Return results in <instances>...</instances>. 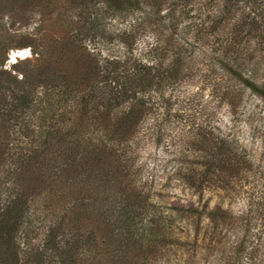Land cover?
Returning <instances> with one entry per match:
<instances>
[{
  "label": "rangeland",
  "instance_id": "374dc122",
  "mask_svg": "<svg viewBox=\"0 0 264 264\" xmlns=\"http://www.w3.org/2000/svg\"><path fill=\"white\" fill-rule=\"evenodd\" d=\"M166 1L160 14L154 13L153 6L146 5L141 12L115 14L107 5L94 3L80 15L76 10H62L63 2L69 4L63 0L58 9H48L44 16L34 9L22 12L1 7L0 69L20 79L25 73L34 76L48 66V72L44 73L63 80V73L52 70L57 67L52 59L64 41L69 36L75 38L77 32L89 37L83 45L95 51V57L102 62L107 58L128 60L131 71L136 62L154 64L152 73L156 74L158 84L149 90L146 99L151 109L124 146L131 165L124 181L141 190L149 201L148 212L137 219L135 236L144 243L151 239L153 245L146 249L145 260L129 258L128 264H225L228 253L223 249L235 232L222 213L238 214L245 209L254 188L251 179L246 181L248 167L258 170V177L264 171V99L223 70V59L217 57L227 40H222L211 23L222 8V1H194L190 13L179 20L173 32L168 18L162 16L168 13L170 0ZM238 9L230 23L239 18L242 8ZM91 12V18H87L86 13ZM136 23L141 25L134 34L133 49L128 51L123 33ZM221 24L217 27L224 26ZM257 32L264 37V21ZM257 42L252 39L247 48H256L257 57L264 59V45ZM24 43L30 46L21 47ZM4 45L8 46L7 50ZM153 46L156 48L152 49ZM13 50L27 52L24 57L13 59ZM173 74L177 77H171ZM163 76L166 79L162 80ZM5 78L8 83V76ZM258 80L264 81V70L260 71ZM51 83L56 86L53 97L56 103L62 84L56 80ZM127 106L128 103L121 105L118 111ZM51 108L43 112L39 107L30 112L33 118L29 115L21 121L16 130L23 135L14 141L15 148L18 146V150L26 152L36 145L42 146L44 127L52 123ZM217 136L226 137L239 155L233 162L234 176H230L227 167H217ZM12 170L10 162L0 167V180L4 184L12 181L8 180ZM52 203L47 208L44 196H40L32 204L29 221H25L17 236L22 262L29 259L25 252L28 245L44 242L48 225L60 221L64 209L80 211L78 205L75 207L76 199L64 205L59 200ZM91 229L95 226L88 222L78 234L86 239ZM86 247H89L86 242L84 245L80 242L78 250L84 252ZM138 249L139 244L130 250L134 253ZM117 259L115 262H119ZM100 260L101 257L95 258L94 263ZM68 263L70 258L65 264ZM76 264H91L88 254L79 253Z\"/></svg>",
  "mask_w": 264,
  "mask_h": 264
},
{
  "label": "trees",
  "instance_id": "16d2710c",
  "mask_svg": "<svg viewBox=\"0 0 264 264\" xmlns=\"http://www.w3.org/2000/svg\"><path fill=\"white\" fill-rule=\"evenodd\" d=\"M63 1L69 4L63 2L62 10H76L80 15L86 11L84 8L94 3L107 5L108 10L115 14L141 12L145 5L153 6L154 13L160 14L167 2ZM194 1L170 0L168 13L162 16L168 18L172 32L178 28L179 20L190 13ZM221 1L222 8L215 15L211 27L217 29L222 40L225 38L229 44L226 41L217 57L223 59V70L264 99V81L258 80L260 71L264 70V59L257 57L256 48H247L252 39H257L259 46L264 45V37L257 34L260 23L264 21V1ZM60 2L0 0V8L22 12L34 9L44 16L46 10L58 9ZM240 7L242 12L239 18L230 23ZM86 14L87 18H91L92 12ZM220 22L224 24L221 28L217 27ZM139 25L141 23H136L123 33V43L128 51L133 49L134 34ZM88 38L77 32L75 38L69 36L55 56H51L57 65L52 70L63 73V80L55 79L51 73H44L48 72V66L34 76L25 73L20 79L0 69V167L6 162L13 163L14 167L8 179L12 180L10 184L0 180V264H29L31 261L33 264H54L57 261L58 264H65L68 258V264H76L78 254L84 252L88 254L91 264H95L94 259L100 257L102 260L96 264H128L129 258L145 260L146 249L153 245V240L148 239L144 243L135 236L137 219L148 212L149 201L141 190L124 181L130 174L127 167H131L124 146L138 131L144 116L151 109L146 99L149 90L158 84L156 74L152 73L155 65L136 62L131 71L128 60L121 62V59L107 58L102 62L95 57V51L83 45ZM25 46L30 45H21ZM4 48L7 50L8 46L4 45ZM173 76L177 77L175 74ZM52 80L62 84L56 103L53 102L56 86L51 83ZM127 103L125 110L118 111L121 105ZM39 107L43 112L51 108L52 123L44 127L46 133L42 146L36 145L31 151H20L18 146L14 147V141L23 133L16 128L29 115L33 118L34 114L30 112L39 110ZM61 109L62 112H57ZM66 115L70 116L66 118ZM42 118L47 120L44 115ZM238 156L226 137L217 136V167H227L230 176H234L236 172L235 168L232 171V167H235L233 162ZM257 172L254 167H248L246 181L251 179L254 188L249 193L245 209L238 214L222 213V218L229 219V225L235 232L233 239L223 249L228 253L225 264H264V171L260 172L259 177ZM40 196H44L47 208H51L52 202L56 203L57 200L64 205L76 199L78 203L75 207L78 205L80 211L64 209V215L59 216L60 221H52L48 225L44 242L38 246L28 245L25 252L29 259L22 262L17 236L25 221H29L32 204ZM88 222L95 229L89 230V236L84 239L78 232ZM59 236L61 240H58ZM80 242L89 245L84 252L78 250ZM138 244L139 249L132 253L130 249ZM100 246L101 249L98 248ZM51 251L54 253L50 255ZM89 253L93 255L89 256ZM115 258L120 263L115 262Z\"/></svg>",
  "mask_w": 264,
  "mask_h": 264
},
{
  "label": "bare ground",
  "instance_id": "6f19581e",
  "mask_svg": "<svg viewBox=\"0 0 264 264\" xmlns=\"http://www.w3.org/2000/svg\"><path fill=\"white\" fill-rule=\"evenodd\" d=\"M27 51H24V50H19L18 52H16V51H14V53H13V55H12V57H13V59H14V57H17V54H19V56H21V57H24L26 54Z\"/></svg>",
  "mask_w": 264,
  "mask_h": 264
},
{
  "label": "water",
  "instance_id": "95a60500",
  "mask_svg": "<svg viewBox=\"0 0 264 264\" xmlns=\"http://www.w3.org/2000/svg\"><path fill=\"white\" fill-rule=\"evenodd\" d=\"M16 51H18V50H16ZM13 52H14V50H13ZM13 52H12V53H13ZM17 58H22V57H21V56H19V54H17Z\"/></svg>",
  "mask_w": 264,
  "mask_h": 264
}]
</instances>
